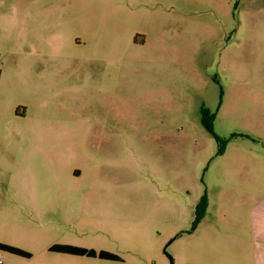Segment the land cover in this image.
Returning <instances> with one entry per match:
<instances>
[{
  "label": "rangeland",
  "instance_id": "1",
  "mask_svg": "<svg viewBox=\"0 0 264 264\" xmlns=\"http://www.w3.org/2000/svg\"><path fill=\"white\" fill-rule=\"evenodd\" d=\"M0 72V264H264L255 0H0Z\"/></svg>",
  "mask_w": 264,
  "mask_h": 264
},
{
  "label": "trees",
  "instance_id": "2",
  "mask_svg": "<svg viewBox=\"0 0 264 264\" xmlns=\"http://www.w3.org/2000/svg\"><path fill=\"white\" fill-rule=\"evenodd\" d=\"M201 114H202L203 127L209 133L214 135L212 122L215 116L211 115L210 112L206 109H203L201 111ZM215 138L219 144L221 143L223 145V146L221 145V148L218 151V154L221 155L224 153V150H225L224 148L225 142H222L221 140H219L217 136H215ZM207 207H208V199L206 195H204L198 202L196 209H195L194 228L197 227L199 223L202 221V219L204 218L206 211H207ZM0 250L7 252L9 254H12V255H16L18 257L26 258V259L32 258V255L30 253L24 250H21L17 247L0 244ZM50 251L54 253L67 254V255L78 256V257H88V258H93V259L98 258L100 260H106V261H114V262L121 261V259L117 255L111 252H108V251L101 250L98 252L94 249H87V248H82V247H77V246H72V245H61V244L54 245L50 248Z\"/></svg>",
  "mask_w": 264,
  "mask_h": 264
},
{
  "label": "crops",
  "instance_id": "3",
  "mask_svg": "<svg viewBox=\"0 0 264 264\" xmlns=\"http://www.w3.org/2000/svg\"><path fill=\"white\" fill-rule=\"evenodd\" d=\"M255 4H257L260 8H262L263 9V12H264V0H255ZM0 75H1V73H0ZM78 176H80V174L78 175ZM11 197H13V195L11 194ZM0 244H2V243H0ZM6 245V244H5ZM66 245V244H65ZM10 246V245H9ZM73 246V245H72ZM57 254H60V253H57ZM64 255H67V254H64ZM70 256H72V255H70Z\"/></svg>",
  "mask_w": 264,
  "mask_h": 264
},
{
  "label": "flooded vegetation",
  "instance_id": "4",
  "mask_svg": "<svg viewBox=\"0 0 264 264\" xmlns=\"http://www.w3.org/2000/svg\"><path fill=\"white\" fill-rule=\"evenodd\" d=\"M49 251H50V249H49ZM50 252H52V251H50ZM52 253H54V252H52Z\"/></svg>",
  "mask_w": 264,
  "mask_h": 264
},
{
  "label": "water",
  "instance_id": "5",
  "mask_svg": "<svg viewBox=\"0 0 264 264\" xmlns=\"http://www.w3.org/2000/svg\"><path fill=\"white\" fill-rule=\"evenodd\" d=\"M171 262H172V260H171ZM172 264H173V262H172Z\"/></svg>",
  "mask_w": 264,
  "mask_h": 264
}]
</instances>
